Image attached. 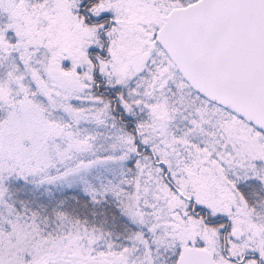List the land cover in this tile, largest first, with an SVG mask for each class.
I'll return each mask as SVG.
<instances>
[{
	"label": "snow or ice",
	"instance_id": "obj_1",
	"mask_svg": "<svg viewBox=\"0 0 264 264\" xmlns=\"http://www.w3.org/2000/svg\"><path fill=\"white\" fill-rule=\"evenodd\" d=\"M0 264H264V0H0Z\"/></svg>",
	"mask_w": 264,
	"mask_h": 264
}]
</instances>
